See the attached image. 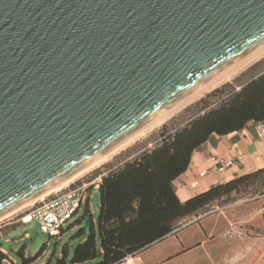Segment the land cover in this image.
Listing matches in <instances>:
<instances>
[{
  "label": "water",
  "instance_id": "obj_1",
  "mask_svg": "<svg viewBox=\"0 0 264 264\" xmlns=\"http://www.w3.org/2000/svg\"><path fill=\"white\" fill-rule=\"evenodd\" d=\"M263 45L264 0H0V216Z\"/></svg>",
  "mask_w": 264,
  "mask_h": 264
},
{
  "label": "trees",
  "instance_id": "obj_2",
  "mask_svg": "<svg viewBox=\"0 0 264 264\" xmlns=\"http://www.w3.org/2000/svg\"><path fill=\"white\" fill-rule=\"evenodd\" d=\"M244 74L251 76L242 83L240 77L236 78L208 93L195 105L198 112L184 124L162 125L153 147L102 176L97 219L88 220V229L79 231L86 235L85 239L75 246L70 257L63 248L56 264H119L165 238L182 221L206 212L233 193L258 188L262 189L257 194L264 193V168L215 185L185 201L179 199L174 186L175 179L187 170L193 152L205 142L215 135L240 131L249 122L264 121V58ZM213 98L216 100L211 101ZM25 249L17 253L23 264H30L35 257L26 256ZM5 258L7 255L0 251V261Z\"/></svg>",
  "mask_w": 264,
  "mask_h": 264
},
{
  "label": "rangeland",
  "instance_id": "obj_3",
  "mask_svg": "<svg viewBox=\"0 0 264 264\" xmlns=\"http://www.w3.org/2000/svg\"><path fill=\"white\" fill-rule=\"evenodd\" d=\"M263 58L264 55L255 62L251 63L248 67L239 71L232 79L221 84L217 88L222 87L226 83L233 82L239 77L240 83L246 81L250 78L251 74L244 73L251 65ZM255 72L258 71L256 70L254 73ZM201 99L182 109L165 124H169L170 126L184 124L192 115L198 112L199 107H195V105ZM214 100H216V98L211 99V101ZM161 127L117 153L109 161L83 173L70 183L73 181H76L77 183L94 181L95 183L92 185L94 186L99 179L102 180V176L107 173L109 169L122 164L126 160L132 159L141 151L153 147L159 140L158 133ZM261 189L262 188L253 190L249 189L244 192L233 193L228 198L215 202L206 212L189 217L182 221L183 225L206 214L205 218L198 219L197 222L201 223L203 221V225L206 226L209 224L211 226V230L207 234L210 244L214 249L215 256L223 257L214 259L208 264L263 263L264 226L257 207L259 201H253L251 203L245 202L249 201L247 199L254 197ZM54 192L55 190L51 191V193ZM30 205L31 204L26 206L24 205L0 220V226L7 225L9 223L8 226L3 228V231L7 230V232L2 237L1 243L10 252V256L17 264H23L22 258L17 253V251L23 247H26V256L35 257L30 264H56L57 259L62 256L63 248L67 249L70 257L75 246L86 236L85 234H79L80 229L85 227L87 221L91 217L96 220L99 214L97 189H93L89 205H83L81 209L73 215V217L63 226V229L61 230L62 233L60 235H49L40 229V225L37 220L27 223L17 221L21 211ZM84 216H86L85 219L78 222ZM74 224L75 226H73ZM198 225L199 224H196L190 227L189 231L196 230ZM27 233L29 234L28 236H26ZM163 263L165 262H160L159 264ZM84 264L93 263L86 262Z\"/></svg>",
  "mask_w": 264,
  "mask_h": 264
},
{
  "label": "crops",
  "instance_id": "obj_4",
  "mask_svg": "<svg viewBox=\"0 0 264 264\" xmlns=\"http://www.w3.org/2000/svg\"><path fill=\"white\" fill-rule=\"evenodd\" d=\"M222 160H231L232 164L224 171L214 170V167L219 166ZM261 168H264V121L249 122L240 131L221 136L215 135L212 140H208L195 150L187 170L175 179L174 186L179 199L185 201L215 185ZM253 201H259L257 207L264 226L260 211L263 200L245 202ZM205 217L206 214L181 225L165 238L126 257L119 264H159L160 262H165L163 264H208L214 259L223 258L215 256L210 244L207 234L211 226L203 225V221L197 222L198 219ZM8 224L0 226V251L7 255L0 264L16 263L1 243L2 237L7 232V230L3 231V228ZM196 224H199L198 228L189 231V228ZM28 235L27 233L26 236Z\"/></svg>",
  "mask_w": 264,
  "mask_h": 264
},
{
  "label": "built area",
  "instance_id": "obj_5",
  "mask_svg": "<svg viewBox=\"0 0 264 264\" xmlns=\"http://www.w3.org/2000/svg\"><path fill=\"white\" fill-rule=\"evenodd\" d=\"M232 164L231 160H222L214 170L224 171ZM204 172L202 173V175ZM101 179H99L100 181ZM76 182L68 184L54 193H50L33 202L21 211L18 222L27 223L37 220L40 229L49 235H60L63 226L77 213L83 205H89L93 189L99 188L100 182ZM262 199L261 214L264 220V193L247 200Z\"/></svg>",
  "mask_w": 264,
  "mask_h": 264
},
{
  "label": "bare ground",
  "instance_id": "obj_6",
  "mask_svg": "<svg viewBox=\"0 0 264 264\" xmlns=\"http://www.w3.org/2000/svg\"><path fill=\"white\" fill-rule=\"evenodd\" d=\"M264 55V45L261 46L259 49L255 50L245 58L241 59L237 63H235L233 66L210 80L209 82L205 83L195 91L191 92L172 106L168 107L164 111H162L160 114L155 116L153 119L148 121L145 125H143L141 128H139L137 131H135L133 134H131L129 137H127L125 140L120 142L118 145L110 149L108 152L103 154L101 157L54 187L53 189L49 190L48 192H45L38 197L30 200L25 204L29 205L32 204L33 202L37 201L38 199H42L51 191H57L64 187L65 185L69 184L72 180L75 178L79 177L83 173L90 171L91 169H94L97 166H100L101 164L109 161L114 155L117 153L121 152L122 150L126 149L127 147L131 146L135 142L139 141L140 139L146 137L148 134L153 132L154 130L158 129L161 127L163 124H165L167 121H169L172 117H174L178 112H180L182 109L187 107L188 105L194 103L195 101L201 99L204 97L207 93L211 92L212 90L216 89L219 87L221 84L229 81L232 79L239 71L243 70L244 68L248 67L251 63L255 62L258 60L261 56ZM12 213V212H11ZM11 213H8L4 216H0V220L3 217H6L10 215Z\"/></svg>",
  "mask_w": 264,
  "mask_h": 264
}]
</instances>
